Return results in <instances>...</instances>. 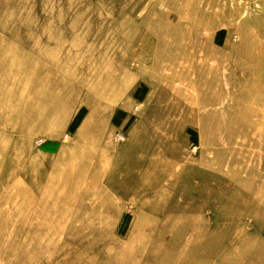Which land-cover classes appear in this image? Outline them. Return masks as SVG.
Instances as JSON below:
<instances>
[{"label":"rangeland","instance_id":"obj_1","mask_svg":"<svg viewBox=\"0 0 264 264\" xmlns=\"http://www.w3.org/2000/svg\"><path fill=\"white\" fill-rule=\"evenodd\" d=\"M0 264H264V0H0Z\"/></svg>","mask_w":264,"mask_h":264}]
</instances>
